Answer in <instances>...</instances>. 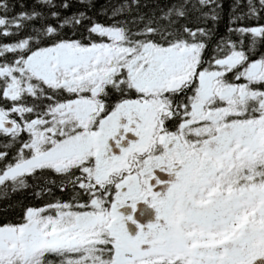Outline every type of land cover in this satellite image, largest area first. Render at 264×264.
<instances>
[{
	"label": "snow or ice",
	"instance_id": "6c2138e0",
	"mask_svg": "<svg viewBox=\"0 0 264 264\" xmlns=\"http://www.w3.org/2000/svg\"><path fill=\"white\" fill-rule=\"evenodd\" d=\"M0 264H264V0H0Z\"/></svg>",
	"mask_w": 264,
	"mask_h": 264
}]
</instances>
